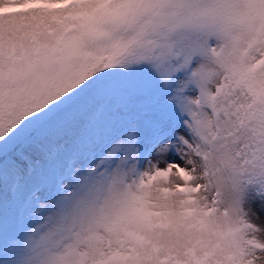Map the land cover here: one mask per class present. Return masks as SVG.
Returning a JSON list of instances; mask_svg holds the SVG:
<instances>
[{
  "label": "snow or ice",
  "instance_id": "snow-or-ice-1",
  "mask_svg": "<svg viewBox=\"0 0 264 264\" xmlns=\"http://www.w3.org/2000/svg\"><path fill=\"white\" fill-rule=\"evenodd\" d=\"M0 264H264V0H0Z\"/></svg>",
  "mask_w": 264,
  "mask_h": 264
},
{
  "label": "rangeland",
  "instance_id": "rangeland-1",
  "mask_svg": "<svg viewBox=\"0 0 264 264\" xmlns=\"http://www.w3.org/2000/svg\"><path fill=\"white\" fill-rule=\"evenodd\" d=\"M257 210L259 211V208H257Z\"/></svg>",
  "mask_w": 264,
  "mask_h": 264
}]
</instances>
